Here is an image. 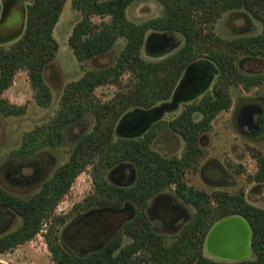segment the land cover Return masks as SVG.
Returning <instances> with one entry per match:
<instances>
[{"label":"trees","instance_id":"1","mask_svg":"<svg viewBox=\"0 0 264 264\" xmlns=\"http://www.w3.org/2000/svg\"><path fill=\"white\" fill-rule=\"evenodd\" d=\"M135 1L138 0H72L73 8L82 14L69 38L79 62L110 52L119 39L126 43L113 64L88 69L81 78L67 83L56 115L24 134L14 154L27 158L46 147H61L70 126L90 115L94 118L93 128L73 144L69 159L34 195L22 197L0 184V209L11 210L22 220L16 230L0 236V255L34 239L76 178L91 167L94 191L74 211L81 214L131 205L135 215L101 248L85 256L60 242L58 228L51 225L46 236L57 264H264V208L250 203L244 189L237 193H208L189 185L185 178L187 170H197L205 157L203 135L212 129L219 113L231 108L232 87L243 85L249 90L264 83V74L246 72L239 63L241 54L264 57V0H157L162 14L141 23L127 17V8ZM66 2L34 0L28 6L23 35L9 45H0L1 115L25 112V106L3 97L21 70L28 74L37 103L42 107L51 104L53 95L45 70L59 50L54 28ZM1 9L0 0V12ZM233 10L247 11L262 24V32L234 39L219 36L215 24ZM94 16L102 20L94 22ZM150 31L179 33L184 43L164 58L147 59L142 51ZM200 59L211 61L219 69L212 89L186 104L177 116L156 122L140 137L116 134L118 122L128 111L169 101L185 69ZM104 85L116 86L117 91L103 102L96 89ZM197 114L201 115L199 119ZM165 130L184 141L181 156L168 157L154 147ZM253 156L258 170L249 177L250 181L264 183V154L254 150ZM123 163L135 169L136 179L130 186L114 184L107 178L111 169ZM168 189L194 209L192 219L170 239L154 230L147 211L150 200ZM235 215L245 218L251 227L250 248L254 256L224 261L207 255L205 241L210 229ZM53 219L63 224L66 218ZM125 237L129 242L125 243Z\"/></svg>","mask_w":264,"mask_h":264},{"label":"rangeland","instance_id":"2","mask_svg":"<svg viewBox=\"0 0 264 264\" xmlns=\"http://www.w3.org/2000/svg\"><path fill=\"white\" fill-rule=\"evenodd\" d=\"M162 12V5L157 0H138L127 8V17L136 23H141L160 16ZM81 17V12L73 8L72 0H67L54 28L59 50L45 70L46 81L53 95L49 106L42 107L37 103L35 91L24 70L15 75L13 84L3 94V97L10 102L26 107L25 112L20 115L0 114V184L19 196L34 195L56 169L69 159L73 144L93 128L94 118L90 115L70 126L61 147L55 149L46 147L27 158L14 154L21 146L24 134L38 125L47 123L56 115L67 83L81 78L88 69L113 64L126 43L125 39H119L110 52L84 63L79 62L69 38ZM93 20L99 23L102 18L94 16ZM214 30L224 39H234L260 34L262 24L245 10H233L223 14L215 24ZM148 36L150 38L144 45L142 54L152 60L166 57L184 43V38L176 32L150 31ZM152 38L155 44H151ZM15 41L0 45H9ZM165 45L168 46L167 50H162L160 46ZM202 60L206 59L199 61ZM239 63L246 72L264 74V57L257 59L241 54ZM214 81L208 90L212 89ZM116 91V86L104 85L96 89V95L104 102L113 98ZM231 92L233 98L231 108L219 113L213 121L212 129L203 135L202 146L205 157L197 170H187L185 178L189 185L208 193L215 190L237 193L244 189L246 199L250 203L264 208V183L250 181L249 178L258 170L253 151L259 150L264 154V83L249 90L243 85H237L232 87ZM190 102L192 101L181 103L177 109L167 112L163 119L169 120L177 116ZM253 102L260 105L262 114L256 113V119L261 120L257 131L250 134V131L241 126L239 117L242 108ZM200 117V114L196 115L197 119ZM154 147L165 156H181L185 150V143L181 137L165 130L155 140ZM91 170L92 168L88 167L76 178L67 195L58 204L50 221L45 223L43 230L34 239L0 255L2 264H57L46 236L51 225L55 224L58 228L60 242L66 243L79 255L85 256L104 245L126 221L133 218L134 208L131 205H127L126 210L107 208L90 212L82 211L81 214L74 211L75 206L94 191ZM107 178L114 184L130 186L136 179L135 169L133 165L123 163L111 169ZM161 193H163V201L153 202L149 215L154 230L170 239L192 219L194 209L178 198L173 189ZM62 216L66 218L65 222L55 223L53 218ZM21 223L22 220L16 213L8 209H0V236L16 230ZM129 240L125 237V243ZM205 253L211 256L206 247Z\"/></svg>","mask_w":264,"mask_h":264},{"label":"water","instance_id":"3","mask_svg":"<svg viewBox=\"0 0 264 264\" xmlns=\"http://www.w3.org/2000/svg\"><path fill=\"white\" fill-rule=\"evenodd\" d=\"M7 0H1L5 7ZM19 7L34 0H13ZM3 16V14H2ZM24 22V23H23ZM26 22L23 19L20 32H16L15 17L0 19V44L18 40L25 31ZM150 36L147 37V44ZM164 58V57H163ZM161 59V58H160ZM219 69L209 60L196 61L184 71L172 98L149 109L136 108L125 113L116 126V134L122 137L136 138L146 133L163 116L175 110L181 103L197 99L204 94L214 81ZM257 108L243 110L240 114L241 126L250 131H256L253 114ZM118 185V184H117ZM251 227L242 216L235 215L217 222L208 232L205 247L212 257L224 261H237L249 258Z\"/></svg>","mask_w":264,"mask_h":264},{"label":"flooded vegetation","instance_id":"4","mask_svg":"<svg viewBox=\"0 0 264 264\" xmlns=\"http://www.w3.org/2000/svg\"><path fill=\"white\" fill-rule=\"evenodd\" d=\"M28 6H29V4L28 3H26V5L24 6V7H19V5L16 3V2H14L13 0H7L6 1V5H5V7H3V5H2V9H1V12H0V19L3 17V19H8V18H11V17H15V22H16V32H20V30H21V28H22V21H23V19L25 20V22H26V19H27V12H28ZM2 14H3V16H2ZM24 23V22H23ZM152 43H154V41H153V38H152V42H151V44ZM155 44V43H154ZM151 46V45H150ZM167 47L168 46H160V48H162V50H167ZM157 48H159V47H157ZM254 108H257L258 110L257 111H255V113L253 114V120H254V124H255V128H256V131H257V127H258V124H259V121L261 120V119H259V120H257L256 119V113H259V114H262V109H261V107H260V105L258 104V103H250V104H247L246 106H244L243 108H242V110H241V112L243 111V110H251V109H254ZM241 114V113H240ZM246 130V129H245ZM256 131H254V132H251L250 134H253V133H255ZM162 195H163V193H159V194H157L154 198H152L151 200H150V205H149V207H148V209H147V211H148V213H149V209H150V207L153 205V202H158V200L160 201V200H162ZM155 199V200H154ZM154 200V201H153ZM163 201V200H162ZM126 207H127V205L125 206V207H123V208H121V209H115V208H113L114 210H126ZM134 215H135V210H134ZM134 217V216H133ZM103 246V245H102ZM101 246V247H102ZM101 247H99V248H101ZM99 248H97V249H99ZM96 250V249H95ZM94 251V250H93ZM92 252V251H91ZM213 258H215V257H213ZM217 259V258H216ZM219 260V259H218Z\"/></svg>","mask_w":264,"mask_h":264},{"label":"crops","instance_id":"5","mask_svg":"<svg viewBox=\"0 0 264 264\" xmlns=\"http://www.w3.org/2000/svg\"><path fill=\"white\" fill-rule=\"evenodd\" d=\"M250 251H251V248H250ZM252 252V251H251ZM250 255H252L253 256V254H250ZM249 258H251V257H249Z\"/></svg>","mask_w":264,"mask_h":264}]
</instances>
